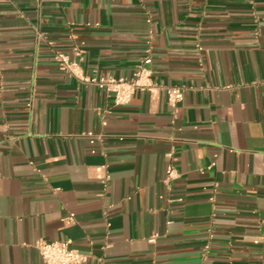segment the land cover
Returning a JSON list of instances; mask_svg holds the SVG:
<instances>
[{"label": "crops", "instance_id": "0c3cea01", "mask_svg": "<svg viewBox=\"0 0 264 264\" xmlns=\"http://www.w3.org/2000/svg\"><path fill=\"white\" fill-rule=\"evenodd\" d=\"M56 51L127 79L150 57L162 88L116 105ZM40 239L84 264H264V0H0V264H45Z\"/></svg>", "mask_w": 264, "mask_h": 264}, {"label": "built area", "instance_id": "2783aa9c", "mask_svg": "<svg viewBox=\"0 0 264 264\" xmlns=\"http://www.w3.org/2000/svg\"><path fill=\"white\" fill-rule=\"evenodd\" d=\"M56 61L62 71L83 84H92L113 95L116 105H126L131 102L138 92H156L162 88L152 79L149 67L151 58L148 57L141 63L132 78L115 76L97 77L85 74L80 60L72 59L67 53L55 52ZM169 104L175 105L183 98V89L176 86L164 87ZM178 176L174 165L167 167L166 181H171ZM36 247L45 264H84L86 255L71 246L70 240L46 241L40 239Z\"/></svg>", "mask_w": 264, "mask_h": 264}]
</instances>
